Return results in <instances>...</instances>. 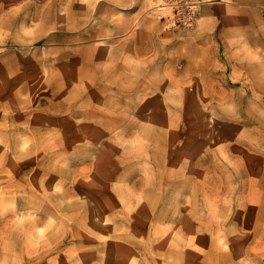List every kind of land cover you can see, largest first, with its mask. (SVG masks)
<instances>
[{"label":"rangeland","instance_id":"rangeland-1","mask_svg":"<svg viewBox=\"0 0 264 264\" xmlns=\"http://www.w3.org/2000/svg\"><path fill=\"white\" fill-rule=\"evenodd\" d=\"M0 264H264V0H0Z\"/></svg>","mask_w":264,"mask_h":264}]
</instances>
